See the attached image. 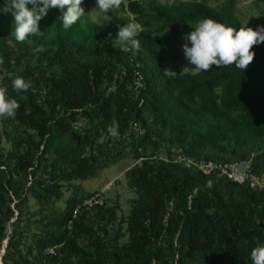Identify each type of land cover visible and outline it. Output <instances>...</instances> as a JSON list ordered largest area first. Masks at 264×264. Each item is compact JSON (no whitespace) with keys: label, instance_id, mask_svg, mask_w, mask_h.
I'll use <instances>...</instances> for the list:
<instances>
[{"label":"trees","instance_id":"16d2710c","mask_svg":"<svg viewBox=\"0 0 264 264\" xmlns=\"http://www.w3.org/2000/svg\"><path fill=\"white\" fill-rule=\"evenodd\" d=\"M234 5V0L216 7L206 0H181L144 11L138 0H128V8L119 10L135 16L132 20L109 13L107 22L96 23L84 16L69 29L62 26L60 10L50 9L39 22L43 35L23 43L11 35V13L0 11V76L12 72L32 85L17 92L7 84L9 98L20 108L14 119L0 118V142L3 135L23 148L4 159L0 146V243L8 238L6 248H17L11 204L18 210L31 198L44 207L62 197L63 183L93 179L130 154L140 163L125 174L134 194L119 221L127 226L128 243L118 244L121 224L113 231V247L103 243L90 223L93 207L82 206L86 195L55 230L45 229L36 241L34 264H252L251 251L264 245V190L186 169L173 159L183 153L197 161L230 163L264 145V43L254 46V61L243 71L231 65L168 74L161 54L205 18L246 28ZM133 21L143 26L136 37L141 47L124 52L118 27ZM136 127L141 131L130 151L122 153L123 147L114 154L116 139ZM160 147L168 161L157 157ZM262 169L264 155L257 154L252 171ZM76 205L81 210L74 213ZM91 233L96 239L89 252L77 240ZM57 245L58 260L43 255Z\"/></svg>","mask_w":264,"mask_h":264},{"label":"rangeland","instance_id":"374dc122","mask_svg":"<svg viewBox=\"0 0 264 264\" xmlns=\"http://www.w3.org/2000/svg\"><path fill=\"white\" fill-rule=\"evenodd\" d=\"M181 0H138L139 6L144 11H149L150 8L159 4H172ZM211 6H220L226 0H206ZM234 11L236 17L240 22L246 26L256 30L260 26H264V1L262 0H234ZM96 0H90L88 5L83 7L85 10V17L88 22L104 23L110 18L109 13L117 14L118 16L129 17L128 13H122L120 10H112L108 13H102L99 9H96ZM95 9V10H94ZM131 17H135L132 16ZM186 41L179 38L177 42L168 47V53L162 52V56L165 59V72L168 74H174L180 72L196 73L195 66L191 65L184 56L183 45ZM191 44L189 43V47ZM37 66L38 64L35 63ZM44 65V62L41 66ZM187 68V69H185ZM23 70V66L19 68V71ZM16 78V75L12 72L7 75L0 76V82L4 85L2 87L8 88V83L12 82ZM12 130V127H7V131ZM132 131L130 136L123 138H117L115 142L114 154L119 153L124 147V152L130 151L129 143L135 141L136 134H140L138 129ZM1 131V127H0ZM114 131V130H113ZM130 132V131H129ZM32 133V132H29ZM106 139V138H105ZM0 146L4 151L3 158L7 159V154L21 153L23 148L12 144L2 135ZM257 154L264 155V145H259L257 148L250 152V156L255 157ZM249 156V157H250ZM157 157L163 159L169 158L165 149L160 147ZM225 157H229L226 155ZM51 159V156L48 158ZM8 161V160H7ZM135 161L130 154L125 155L124 158L118 159L115 163L108 164L106 168L100 170L97 176L93 179L86 181H72L69 183H63L61 191L62 197L59 200H52L44 207L38 206L31 198L25 205H22L18 210L14 208V203L10 205L13 209L14 217L11 223L16 227V235L12 238L17 242V248H6L8 238L0 243V264H34V257L37 254L36 241L44 235L45 229L55 230L57 221L68 211L74 204L82 197L86 195L92 197L99 194L101 204L98 207L92 209L91 213V226L94 227L96 235L104 237L103 243H106L111 248L113 247V231H115L122 217L127 216L132 201L134 199L133 192L128 187V182L125 177L126 171L132 168ZM11 166L12 162L8 161ZM264 169L258 172H263ZM14 199V198H13ZM86 201V199H85ZM82 206L84 205V202ZM16 202H18L16 200ZM15 202V203H16ZM89 206V204H86ZM76 205L74 213L80 212L81 209ZM21 211V212H19ZM114 218V220H113ZM126 224L120 226V239L119 245H126L128 243V234L126 231ZM11 236V231L8 232ZM96 235L86 234L78 238V244L86 251L93 250V242L96 239ZM32 248V251H29Z\"/></svg>","mask_w":264,"mask_h":264},{"label":"clouds","instance_id":"9594fccd","mask_svg":"<svg viewBox=\"0 0 264 264\" xmlns=\"http://www.w3.org/2000/svg\"><path fill=\"white\" fill-rule=\"evenodd\" d=\"M82 4L83 0H5L0 11L4 14L11 13L14 18V32L11 35H14L17 42L23 43L28 41L30 36L43 35V32L40 31L39 22L50 9H59L62 13L60 18L62 26L65 29L71 28L86 15ZM28 5L32 7L29 8ZM96 5V9H99L100 12L108 13L112 10H119L122 5L127 9L128 0H96ZM129 18L133 19L130 14ZM118 28L116 38L121 50L124 52L131 49L139 51L141 45L136 37L143 31L142 24L133 21ZM192 28L194 31L184 37L186 42L183 45V53L185 59L195 66V71L208 72L212 66L220 68L231 65H235L237 69L242 71L246 70L256 55L252 49L254 46L264 43V26H260L256 30L250 27H240L237 30L214 19L205 18L197 22ZM189 43L191 44L190 47ZM42 50V48L36 49V51ZM3 64L4 59L0 57V65ZM12 86L17 92H26L32 85L30 81L16 77L12 81ZM19 108V103L15 99L9 98L7 88L0 87V118L14 119ZM108 131L113 136L117 135L112 128H109ZM179 154L184 155L178 153L173 162ZM159 159L168 161L169 158L159 157ZM211 184L212 182L209 181L208 186L211 187ZM251 261L252 264H264V245L251 251Z\"/></svg>","mask_w":264,"mask_h":264},{"label":"built area","instance_id":"2783aa9c","mask_svg":"<svg viewBox=\"0 0 264 264\" xmlns=\"http://www.w3.org/2000/svg\"><path fill=\"white\" fill-rule=\"evenodd\" d=\"M142 77L135 72V84L141 86L140 82ZM175 163L183 166L186 169H197L205 175L216 174L218 176L226 178V180L235 183L237 185H243L252 190L261 191L264 190V172L257 174L252 171V156L239 160L236 162H217V161H197L192 158H188L182 154H179L175 160ZM99 194H96L84 202V207L89 209L96 204H101ZM86 204H89L86 205ZM67 229H71V221L67 223ZM60 245L47 247L43 251V255L49 258L59 259ZM54 264H58L57 262Z\"/></svg>","mask_w":264,"mask_h":264}]
</instances>
